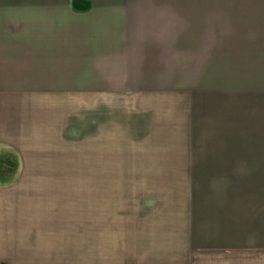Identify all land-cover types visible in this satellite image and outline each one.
Returning <instances> with one entry per match:
<instances>
[{"label":"crops","instance_id":"1","mask_svg":"<svg viewBox=\"0 0 264 264\" xmlns=\"http://www.w3.org/2000/svg\"><path fill=\"white\" fill-rule=\"evenodd\" d=\"M86 1L0 0V264H264V143L207 73L224 0ZM96 178L164 184L113 217Z\"/></svg>","mask_w":264,"mask_h":264},{"label":"rangeland","instance_id":"2","mask_svg":"<svg viewBox=\"0 0 264 264\" xmlns=\"http://www.w3.org/2000/svg\"><path fill=\"white\" fill-rule=\"evenodd\" d=\"M223 13L220 18L208 19L207 73L228 85L233 79L238 80L242 92L239 99L240 143L249 139L264 143V0H224ZM259 87L263 88L259 90ZM255 148L257 152L264 150V146L256 145ZM94 180L97 205L110 207L113 217H120V213L129 215L134 211L131 201L138 195L145 198L150 187H163L164 184L163 179L160 183L155 179L137 178ZM87 181V178L80 179L81 201H86ZM126 205L124 211L121 207ZM112 229L115 226L111 227V232ZM80 232H87V226L81 225Z\"/></svg>","mask_w":264,"mask_h":264},{"label":"trees","instance_id":"3","mask_svg":"<svg viewBox=\"0 0 264 264\" xmlns=\"http://www.w3.org/2000/svg\"><path fill=\"white\" fill-rule=\"evenodd\" d=\"M74 5H76L80 9H86L89 3L86 0H74Z\"/></svg>","mask_w":264,"mask_h":264}]
</instances>
